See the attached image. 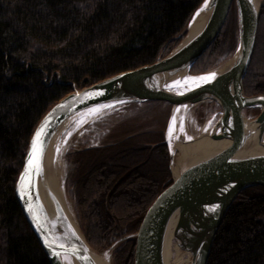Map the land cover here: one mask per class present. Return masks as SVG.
Instances as JSON below:
<instances>
[{
    "label": "trees",
    "instance_id": "1",
    "mask_svg": "<svg viewBox=\"0 0 264 264\" xmlns=\"http://www.w3.org/2000/svg\"><path fill=\"white\" fill-rule=\"evenodd\" d=\"M203 1L0 0V264H49L15 197V182L40 120L75 90L167 56ZM236 18L234 3L192 73L206 71L235 51ZM243 89L246 96L264 95V8ZM156 106L168 113L171 108L161 102L131 104L121 122ZM134 136L68 156V187L78 223L100 252L136 234L148 210L173 185L164 139L140 146L132 144ZM135 244V238L117 243L113 263L134 264ZM208 264H264L263 187L236 198Z\"/></svg>",
    "mask_w": 264,
    "mask_h": 264
},
{
    "label": "water",
    "instance_id": "2",
    "mask_svg": "<svg viewBox=\"0 0 264 264\" xmlns=\"http://www.w3.org/2000/svg\"><path fill=\"white\" fill-rule=\"evenodd\" d=\"M234 3L238 45L233 57L215 72L190 75L218 38ZM263 8L262 0H204L192 16L187 34L167 56L75 90L44 115L29 140L15 182V197L49 264H102L103 259L70 212L62 184V193L53 185V168L64 135L73 130L79 117L94 109L148 102L171 107L168 131L175 126V142L181 144L193 137L186 121L182 124L186 110L205 103L218 106V121L200 136L208 132L211 140L225 141L227 146L188 166L179 176L173 173L175 151L168 148L173 185L148 210L138 232L117 243L136 239L134 264H166L169 240L190 264H208L215 236L236 198L246 189L264 188V95L246 96L243 89ZM200 12L206 17L192 32L190 26ZM213 74L211 82L188 93L172 92L185 76ZM253 109L259 110L258 116L247 118L245 112ZM29 159L34 161L32 167Z\"/></svg>",
    "mask_w": 264,
    "mask_h": 264
},
{
    "label": "rangeland",
    "instance_id": "3",
    "mask_svg": "<svg viewBox=\"0 0 264 264\" xmlns=\"http://www.w3.org/2000/svg\"><path fill=\"white\" fill-rule=\"evenodd\" d=\"M262 4L264 7V0H262ZM236 23H237V18H236ZM237 30H238V23H237ZM237 45H238V39H237ZM235 51L230 56L225 57L219 63L212 65V67L208 68L206 71L200 74H194L190 72V75L193 76L205 75L221 69L231 60ZM128 106L129 105H124V106H116L110 108L107 111H105V114L102 115L100 118L90 123H87L79 127L78 129L70 130L63 137V142L61 143V146L57 152L55 165L59 166L60 168L59 170L60 181L64 190L65 201L73 217L76 219L77 223H78V216L76 214L74 207L75 202L72 197L71 191L69 190L68 187L69 185L68 180L70 179V174H71L70 166L68 162L69 161L68 156L71 152L81 149H85V150L98 149L104 145L113 144L118 140L123 139L124 136H128V135L138 136V138H135L134 136L135 139H133V143H132L134 145L142 146L147 144H153L157 140L163 138L168 148H170L167 131L169 129L171 108H169V113L167 108L163 106H156L150 109L145 108L144 110H142V112L139 115H135L133 118L121 122V120L123 121V119H125L131 113L130 108ZM250 111L252 110L245 112V116L249 119H254L259 114L258 113L257 115H254L252 113H249ZM219 117H220L219 107L209 103L192 106L188 110H186L184 114V119L187 123V127L189 129L190 135L193 137L200 136L207 129V127L208 129H212L215 123L218 121ZM163 122L165 123L163 124ZM160 130H162V133L159 135ZM174 162L175 159L173 160V165ZM171 167L172 166L170 162V171H171ZM171 179L173 181L172 172H171ZM114 249H115L114 246H112L111 248H108L107 250L102 252L97 251L95 249L94 250L105 260V262H107V264H114L112 257ZM181 254L182 256H185V258L187 257L186 255H184V253L181 252ZM187 264H190V262H188Z\"/></svg>",
    "mask_w": 264,
    "mask_h": 264
},
{
    "label": "bare ground",
    "instance_id": "4",
    "mask_svg": "<svg viewBox=\"0 0 264 264\" xmlns=\"http://www.w3.org/2000/svg\"><path fill=\"white\" fill-rule=\"evenodd\" d=\"M205 17L206 16L202 12L198 14V16L195 18V20L192 22L190 26L192 32L200 28ZM202 77H211V76H200V77L185 76V78L177 86H175L172 92L180 93V94L188 93L193 89H195L196 87L211 82L213 79L211 78L204 80L201 79ZM94 110L96 111L92 110L90 111V113L84 114L81 117H79L74 123L73 129H78L81 126L100 118L102 115L105 114V111H107V109H99V108ZM179 116L180 115H177L178 118L183 119L182 117ZM184 123L185 120L183 121L182 124ZM175 129H176L175 126H172L168 131V139L170 141V147L172 148L173 151H175L174 153L175 162L173 165V173L175 176H179L185 168L194 164L200 159L208 158L209 156L225 149V147L227 146V143L225 141L211 140L208 132H205V134H203L198 138L188 137V139L190 140L188 144L176 143ZM59 170H60L59 166L54 165L52 181L54 187L61 192V181H60ZM100 261L102 264H107L101 258ZM166 262H167L166 264H187L188 257L185 258V256H182L176 244H174L171 240H169L166 247Z\"/></svg>",
    "mask_w": 264,
    "mask_h": 264
},
{
    "label": "snow or ice",
    "instance_id": "5",
    "mask_svg": "<svg viewBox=\"0 0 264 264\" xmlns=\"http://www.w3.org/2000/svg\"><path fill=\"white\" fill-rule=\"evenodd\" d=\"M214 78V74L211 77H202L201 79L207 80V79H211ZM96 111V110H93ZM33 152L35 154V147L33 149ZM34 165V161L32 159H29V167H32ZM60 247H64L63 245H60Z\"/></svg>",
    "mask_w": 264,
    "mask_h": 264
}]
</instances>
